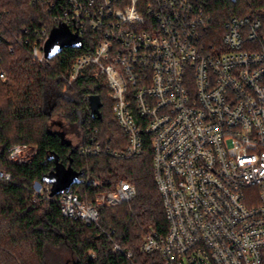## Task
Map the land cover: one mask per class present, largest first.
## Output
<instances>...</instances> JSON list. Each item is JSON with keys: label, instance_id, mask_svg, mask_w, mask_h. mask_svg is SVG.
<instances>
[{"label": "built area", "instance_id": "2783aa9c", "mask_svg": "<svg viewBox=\"0 0 264 264\" xmlns=\"http://www.w3.org/2000/svg\"><path fill=\"white\" fill-rule=\"evenodd\" d=\"M207 1L66 0L57 13L47 9L40 28L17 33L0 8V43L9 40L11 52L13 44L28 45L43 63L52 29L66 27L81 39L91 33L92 51L74 60L69 82L90 65L105 75L126 145L112 151L93 138L80 152L140 158L146 141L167 228L149 232L143 252L156 254L158 264H264V27L257 17H232L220 38L206 42ZM35 151L13 144L7 160L26 163ZM11 178L0 169V182ZM135 193L123 180L93 201L68 191L60 210L98 224L100 206Z\"/></svg>", "mask_w": 264, "mask_h": 264}, {"label": "trees", "instance_id": "16d2710c", "mask_svg": "<svg viewBox=\"0 0 264 264\" xmlns=\"http://www.w3.org/2000/svg\"><path fill=\"white\" fill-rule=\"evenodd\" d=\"M32 1L0 0V8L8 12L4 22L10 32L25 26L40 28L49 21V7L57 13L66 3ZM206 11L212 18L203 34L206 42L220 38L224 22L232 17H257L264 27V0H208ZM8 41L0 43V72L4 73L0 77V169L12 178L0 182V264H158L156 254L141 250L149 232L164 234L167 228L146 141L140 158L80 152L93 138L112 151L126 145L112 114L105 75H96L90 65L69 82L74 60L92 51L91 33L82 38L80 48H63L43 63L30 56L28 45L12 43L9 51ZM91 95L100 100L94 114ZM53 114L61 120L56 129L49 128ZM69 131L80 135L78 144L67 138ZM18 143L36 148L29 162L7 160L9 147ZM56 165L69 169L73 180L51 195L53 186L47 176ZM121 180L134 186L135 196L117 206H100L98 224L62 215L59 199L64 193L72 191L82 201H93L97 193L114 189ZM35 181L43 185V194L33 192Z\"/></svg>", "mask_w": 264, "mask_h": 264}, {"label": "water", "instance_id": "95a60500", "mask_svg": "<svg viewBox=\"0 0 264 264\" xmlns=\"http://www.w3.org/2000/svg\"><path fill=\"white\" fill-rule=\"evenodd\" d=\"M82 39L73 34L66 27H56L51 30L48 39L44 44V53L47 60L51 59L62 51L63 48H80ZM89 104L92 108V114L97 112L100 106L98 96H89ZM73 180V173L69 169H64L62 166L56 165L53 171L47 176V181L52 184L51 195L62 192L68 188Z\"/></svg>", "mask_w": 264, "mask_h": 264}, {"label": "rangeland", "instance_id": "374dc122", "mask_svg": "<svg viewBox=\"0 0 264 264\" xmlns=\"http://www.w3.org/2000/svg\"><path fill=\"white\" fill-rule=\"evenodd\" d=\"M113 114V113H112ZM116 120V119H115ZM50 124H49V128L50 129H56L57 125L56 124H59L61 123V120L60 118L56 115V114H53L51 117H50ZM79 137L80 135H76L75 133H73L72 131H69L68 132V135H67V138H70L74 144H78V141H79ZM31 146V145H30ZM31 148L36 149L35 147L31 146ZM36 182V181H35ZM35 182L33 183L32 185V190L35 194H43L45 191H44V187L42 185V187L40 189L37 190V188L35 187Z\"/></svg>", "mask_w": 264, "mask_h": 264}, {"label": "bare ground", "instance_id": "6f19581e", "mask_svg": "<svg viewBox=\"0 0 264 264\" xmlns=\"http://www.w3.org/2000/svg\"><path fill=\"white\" fill-rule=\"evenodd\" d=\"M95 71H96V69H95ZM95 71H94V72H95ZM105 148H106V147H105Z\"/></svg>", "mask_w": 264, "mask_h": 264}]
</instances>
